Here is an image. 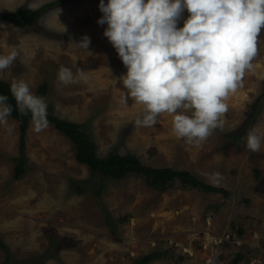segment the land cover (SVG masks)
<instances>
[{"label": "rangeland", "instance_id": "obj_1", "mask_svg": "<svg viewBox=\"0 0 264 264\" xmlns=\"http://www.w3.org/2000/svg\"><path fill=\"white\" fill-rule=\"evenodd\" d=\"M50 3L57 4L34 26L0 22V52L16 46L25 61L0 80L22 78L35 94L49 84L43 96L48 112L82 124L100 157L135 154L145 165L188 170L210 185L200 173L218 171L223 180L215 187L229 195L183 183L160 191L137 175L104 179L77 161L74 143L54 124L37 133L31 121L27 171L17 180L20 122L10 116L12 131L0 127V238L10 249L8 254L0 246V264H135L144 257H153L149 264H232L238 254L239 264L264 261V150L248 152L243 141L230 138L264 123V29L253 69L226 101L225 131L217 130L197 148L174 135L170 115L162 114L152 127L134 126L143 106L130 97L125 101L119 78L127 68L103 35L107 25L97 23L103 15L100 0H0V11ZM85 35L91 39L86 50L76 45ZM62 65L74 73L78 67L88 71V81L61 84ZM105 211L126 220L111 228ZM229 234L236 235L234 241L214 246Z\"/></svg>", "mask_w": 264, "mask_h": 264}, {"label": "clouds", "instance_id": "obj_2", "mask_svg": "<svg viewBox=\"0 0 264 264\" xmlns=\"http://www.w3.org/2000/svg\"><path fill=\"white\" fill-rule=\"evenodd\" d=\"M99 10L103 15L97 23L107 25L103 35L127 68L119 78L127 90L125 101L130 97L143 106L135 127L155 126L162 114L170 115L174 135L197 148L217 130L225 131L226 101L243 86L258 54L264 0H100ZM54 11L58 18L61 9ZM90 43L85 35L76 45L86 50ZM17 61L25 62L23 49L0 52V79ZM88 78L79 67L74 73L62 65L57 72L65 86ZM10 93L15 110L30 113L34 131H44L49 124L45 98L22 78L10 82ZM13 110L9 97L0 94V127L8 132ZM244 147L251 153L264 150V123L257 121L246 131ZM200 175L213 186L223 180L218 171Z\"/></svg>", "mask_w": 264, "mask_h": 264}, {"label": "trees", "instance_id": "obj_3", "mask_svg": "<svg viewBox=\"0 0 264 264\" xmlns=\"http://www.w3.org/2000/svg\"><path fill=\"white\" fill-rule=\"evenodd\" d=\"M57 3H50L39 9H31L27 6H21L15 11L3 12L0 11V22H5L16 26L18 28H26L36 25L42 14L47 9H52ZM181 27L183 26L181 21ZM49 84L44 83L38 90L37 95L45 96L48 93ZM0 94L7 95L9 97V103L13 106V112L11 117L20 122V154L15 158V179L20 180L27 171V154H26V141L28 125L31 121V114L21 115L16 108V101L10 93V83L4 80H0ZM253 111L250 115L253 119L258 107V103L253 104ZM47 120L49 123L54 124L55 128L62 132L65 136L69 137L76 148L77 161L89 167L93 174L101 173L103 178H117L122 179L129 175H137L144 177L148 185L157 190L163 191L176 185L177 183H183L189 189H197L204 193L217 192L222 193L224 196L229 195V191L222 187H215L207 184L199 177L195 176L191 171L178 170L171 167L155 168L145 165L137 155L135 154H119L111 152L106 157H100L97 152V144L92 140L91 135L83 129V125L80 123L72 122L69 120L61 119L52 113L48 112ZM246 136V129L239 135L231 136L230 138L237 141H243ZM83 185L78 186V190L82 193ZM103 188L98 192L101 195ZM103 207V204H99ZM106 223L109 227L123 223L126 219L119 218L117 221L111 217L108 211H105ZM115 232V229H113ZM0 246L8 254L10 252L7 244L0 238ZM243 258V255L238 254L234 259L233 264H238ZM153 257L138 259L135 264H149ZM13 264V263H12ZM20 264V263H17Z\"/></svg>", "mask_w": 264, "mask_h": 264}, {"label": "built area", "instance_id": "obj_4", "mask_svg": "<svg viewBox=\"0 0 264 264\" xmlns=\"http://www.w3.org/2000/svg\"><path fill=\"white\" fill-rule=\"evenodd\" d=\"M235 237H236L235 234H233V235L229 234L226 237L220 238L217 243L218 244H223V243H226V242H231V241H234ZM257 264H264V261H260L259 260Z\"/></svg>", "mask_w": 264, "mask_h": 264}, {"label": "crops", "instance_id": "obj_5", "mask_svg": "<svg viewBox=\"0 0 264 264\" xmlns=\"http://www.w3.org/2000/svg\"><path fill=\"white\" fill-rule=\"evenodd\" d=\"M213 240V237L211 236V239L209 240L210 241V243H211V241ZM233 264V263H232ZM239 264V263H238Z\"/></svg>", "mask_w": 264, "mask_h": 264}]
</instances>
